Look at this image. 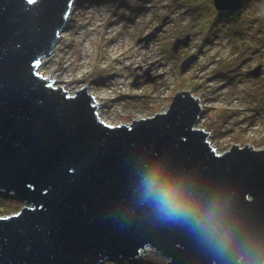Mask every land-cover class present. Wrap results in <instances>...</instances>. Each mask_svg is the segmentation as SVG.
<instances>
[{
	"label": "water",
	"instance_id": "obj_1",
	"mask_svg": "<svg viewBox=\"0 0 264 264\" xmlns=\"http://www.w3.org/2000/svg\"><path fill=\"white\" fill-rule=\"evenodd\" d=\"M76 1L0 0V192L23 203L0 216V264L133 261L147 248L166 264H264V149L232 145L218 154L196 128L202 110L189 90L163 113L111 127L87 88L70 96L37 73ZM212 4L231 13L243 0ZM188 42L189 35L177 39L171 51ZM194 60L186 58L180 74ZM154 164L204 204L221 201L234 232L223 256L142 202L141 179Z\"/></svg>",
	"mask_w": 264,
	"mask_h": 264
},
{
	"label": "rangeland",
	"instance_id": "obj_2",
	"mask_svg": "<svg viewBox=\"0 0 264 264\" xmlns=\"http://www.w3.org/2000/svg\"><path fill=\"white\" fill-rule=\"evenodd\" d=\"M217 18L211 0H77L37 73L70 96L87 88L98 117L111 127L163 113L177 92L189 90L202 110L196 128L208 133L218 154L232 145L262 150L264 0H249L237 24H216ZM163 21L159 33L145 43ZM235 30L244 31L238 35ZM187 34L189 42L174 54L175 41ZM189 56L195 60L180 74ZM259 68L258 78L247 75ZM140 75L151 81L133 86ZM167 262L147 248L133 261L102 264Z\"/></svg>",
	"mask_w": 264,
	"mask_h": 264
},
{
	"label": "clouds",
	"instance_id": "obj_3",
	"mask_svg": "<svg viewBox=\"0 0 264 264\" xmlns=\"http://www.w3.org/2000/svg\"><path fill=\"white\" fill-rule=\"evenodd\" d=\"M141 198L160 221L186 226L221 256L229 250L234 232L219 199L204 204L195 190L156 164L141 179Z\"/></svg>",
	"mask_w": 264,
	"mask_h": 264
},
{
	"label": "trees",
	"instance_id": "obj_4",
	"mask_svg": "<svg viewBox=\"0 0 264 264\" xmlns=\"http://www.w3.org/2000/svg\"><path fill=\"white\" fill-rule=\"evenodd\" d=\"M248 1L249 0H243L242 7L235 12L230 13V12H217L216 11L217 16H218V18H217L218 20H217L216 24H218L219 21H226V20L230 21L229 25L239 23L238 22L239 13L245 8ZM211 3H212V0H211ZM244 22H245V20H243V22H242V28L246 27ZM235 31L236 32L234 34L239 35L240 33L242 34V32L244 30H242V32H240V31L237 32V30H235ZM187 35H189V34H187ZM22 205H23L22 202L19 201L18 199H16L15 197H12L11 195H4L3 193L0 192V216H8L11 214H15L23 207Z\"/></svg>",
	"mask_w": 264,
	"mask_h": 264
},
{
	"label": "snow or ice",
	"instance_id": "obj_5",
	"mask_svg": "<svg viewBox=\"0 0 264 264\" xmlns=\"http://www.w3.org/2000/svg\"><path fill=\"white\" fill-rule=\"evenodd\" d=\"M27 3L28 4H35V3H37V0H27Z\"/></svg>",
	"mask_w": 264,
	"mask_h": 264
},
{
	"label": "flooded vegetation",
	"instance_id": "obj_6",
	"mask_svg": "<svg viewBox=\"0 0 264 264\" xmlns=\"http://www.w3.org/2000/svg\"><path fill=\"white\" fill-rule=\"evenodd\" d=\"M138 79H139V78H138ZM138 79L135 80V83H137V84H142V81L145 82V79H144V78H141L142 80L139 81V82H137Z\"/></svg>",
	"mask_w": 264,
	"mask_h": 264
},
{
	"label": "built area",
	"instance_id": "obj_7",
	"mask_svg": "<svg viewBox=\"0 0 264 264\" xmlns=\"http://www.w3.org/2000/svg\"><path fill=\"white\" fill-rule=\"evenodd\" d=\"M94 102H95V99L93 98ZM98 115V114H97Z\"/></svg>",
	"mask_w": 264,
	"mask_h": 264
}]
</instances>
